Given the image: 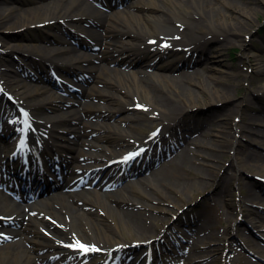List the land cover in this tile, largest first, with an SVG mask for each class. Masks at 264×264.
I'll return each mask as SVG.
<instances>
[{
  "label": "bare ground",
  "instance_id": "6f19581e",
  "mask_svg": "<svg viewBox=\"0 0 264 264\" xmlns=\"http://www.w3.org/2000/svg\"><path fill=\"white\" fill-rule=\"evenodd\" d=\"M50 1V4L41 9L25 12L16 6L7 5V0H0V29H3L4 26L6 30L27 29L43 21L52 20L64 23L65 26L61 28L66 38L55 37L49 41V44L39 48L41 49L40 55L48 61L47 66L56 69L62 65H68L66 73L70 76L75 77L77 73L87 72L93 81L100 80L103 76L106 84L117 86V91L120 93L124 91L125 94L115 96V93L104 88L98 87L97 90L85 88L87 96H94L95 99L109 97L108 101L110 102L96 104L78 98V101L74 102V105L65 114L49 118L43 109L39 112L37 108L45 105L59 107L70 103L76 98L75 96L73 98L70 87L64 89L65 94L69 95L67 99L57 98L47 87H44L41 95L37 96L40 92L37 88L13 80V74L18 73L13 62H6V67L1 65L7 68L0 70L1 91L4 93L5 91L14 92L20 104L26 106L28 113L25 114H29L24 123H22L21 117L14 122L13 124L17 127L10 133L0 126V149L3 152V157H6L4 154L8 151V145L13 137L17 133L22 135L21 130L24 124L23 134L31 137L27 140L23 139L17 148V154H23L22 158L24 159L20 168L17 167V169L25 170V175L30 180L43 179L45 183L49 181L51 175L58 178L56 170L59 167L55 168L56 166H60L62 171L67 169L68 174L64 181L59 180L55 184L56 189H59L56 194L41 197V208L37 206L23 207L20 204L9 202L4 195H0V231L12 238V242L0 246V264H48L51 258L50 254L61 252L66 243L86 242V238L89 243L104 248L107 254H118L122 252L121 245L129 243L123 237L125 230L133 242L150 245L157 241V236L161 237L165 223L170 220L165 217L160 220L158 216H153L151 212L154 209L166 213L167 217L170 212L174 213L175 210L178 211L182 208L177 206L178 203L188 205L191 201L196 202L197 197L193 196L194 191H201L206 181L210 183L216 178L219 180L218 189L220 188L216 193V199L222 200L223 195L231 193L234 181H236V190L239 191L242 188V179L240 178L242 171L252 169L254 174L264 177V155L246 151L243 157L238 154L239 148H236L240 144L235 145L230 140L233 137L230 130H235L234 132L239 135H250L254 140H261L264 144V105L261 108L256 105L253 107V110L259 112L261 116L254 112L253 115L247 114V118L244 115L242 123L240 121L241 125H238L240 123L234 125L228 123V131L223 133L222 139L218 142L212 140V136L218 134L208 131L215 129L216 125L210 122L204 123V125L200 124V119L186 123L184 119V116L189 112L197 110L202 104H209L208 102H221L224 105L228 111L225 114L222 113L219 116L221 118L235 110V108L229 110L226 106L233 102L230 96V87L233 85L228 82L236 78L239 83L243 75L241 71L237 73L236 77H233L235 71L224 72L225 65L221 64L222 60L218 53L224 47L236 42L239 46L245 47L247 39H250V34L254 33L257 28L255 27L257 21L253 17L264 12V0H257L255 6L244 4L239 7L230 0H156V2L140 0L135 7L130 6L134 8L132 12L128 5L134 0H124L125 4L110 15L98 13L85 0ZM220 5L227 6L228 10L229 8H238L239 15L233 17L231 14H227ZM256 7H259L260 10ZM210 9H215L216 14L212 13ZM228 13L230 12L228 11ZM39 17H43V21H39ZM83 24H87L89 27L86 28ZM75 26L81 34H76V31L73 30L76 28ZM68 27L72 28V31ZM244 29L248 32L246 36L241 35ZM0 33L1 62L2 59L4 60L5 52L8 53L12 48V41L3 36L6 34ZM70 36L76 38L78 42L74 43L76 46L68 44L66 39ZM84 37L96 44L90 46L84 43ZM246 37L247 39H245ZM52 43L65 44L68 47L52 50ZM161 45L167 46L162 49L155 48ZM151 48L155 49L151 50ZM138 51H142V53L137 55ZM174 52H176L175 56L170 58L171 60L167 59V55L172 56ZM245 56L248 60L250 57L254 58L255 72L263 74L264 37L262 47L256 51L251 50ZM96 61L99 63L95 64ZM83 64H85V69ZM180 64L184 65L185 69L176 76L175 73ZM27 66L25 60L23 65L25 71L28 70ZM117 68H124L127 72L125 70L117 73ZM215 73L224 75L214 77L212 74ZM90 78L80 81L82 83L89 82ZM211 80L213 81L211 82ZM46 81L48 82V78ZM184 81L197 87L198 90L187 86L183 83ZM48 85H52V82ZM82 87L84 88L85 85ZM58 88L60 90L59 86ZM262 88L263 90L259 91L258 87L255 88L254 85H251L250 90L253 93L259 91L255 96L261 98L264 97V87ZM126 95H131L134 101L123 99ZM117 99L122 101V107L112 105V101ZM243 101L247 107L254 105L249 94L245 95ZM77 104L79 107L76 106ZM136 104L147 109L146 115L150 119L137 113H127L128 109ZM90 106L93 110L88 111ZM15 107L16 105L12 104L9 111H7L8 108L3 107L5 121L12 122V119H15L14 116L17 115ZM10 111H13V115L9 114ZM84 111H88L90 119H85L82 116ZM57 118H60L59 121L62 123H67L65 125L70 128L53 124L51 131L46 132L45 126L50 124V120L58 121ZM73 120H78L79 123L73 122ZM120 122H126V128L121 127ZM145 128L149 130L146 131ZM158 128L160 129L157 130ZM60 131L65 132L66 135L74 134V137L83 139V146H78L77 142H72L69 136L63 135ZM153 131H156V133L154 132L157 134L156 136L152 133ZM51 136L56 140H51ZM43 141L47 144L44 145L45 147L42 146ZM99 142H103V144H99ZM184 143L186 146H183ZM168 146L171 153H167ZM86 147L89 150H85ZM142 147L143 150L137 155L140 151L139 148ZM240 147L245 148L242 145ZM92 148L96 151H92ZM163 149L165 152H162L161 157L157 158V155L152 157V160L146 164L145 170L141 168L136 170L139 175L151 171L150 177L142 180V183L149 185L151 191L142 189L139 184L140 180L127 185L130 187V191H134L137 196H130L125 189H121L117 192H108L103 196L98 195L96 202L92 205L83 202L81 194L75 191L77 185L85 179H91L89 183L96 184L97 188L101 190L112 187L114 185L112 180L116 175L108 181L105 178L99 180L98 177L103 173L101 166L109 160L120 158L130 152L140 158L144 151L153 150L152 155L153 152L157 151L158 153ZM177 149L179 150L177 151ZM228 149L230 152L234 150L230 158L231 162H234L236 172L233 175H228L227 172L219 174L218 165L215 166L212 163L213 161L217 163L216 159L221 158L223 153L228 152ZM42 152L45 154L42 155ZM219 154L221 156L217 158ZM197 157L202 158L204 162L202 167L206 168L201 173L199 182L193 184L186 182L183 190L174 189V195L177 198L160 190L163 185H172L176 180L182 179L189 173L199 175L194 172ZM118 166V162L116 165H112L106 175L112 169V173L116 172ZM154 167L159 168L158 171ZM44 169L49 172L47 178H45ZM93 173H95L94 177H92ZM129 173L135 175L132 176ZM129 173L128 176L136 177V173H133L132 170ZM52 186L50 185L49 189ZM154 192H159L160 196L156 197ZM143 196L151 200L150 204L142 201ZM23 198L25 199V197ZM108 200L109 203L116 204V207L110 205ZM249 203L251 205L247 206ZM165 204L173 205L174 210ZM123 205L126 207L121 208L120 206ZM255 205L254 208L258 209L253 208ZM175 206H177L176 209ZM238 206L240 207L238 211L241 214L239 219L243 218L249 221L251 228L258 229L261 237L264 238V214L260 211V208L262 211L264 210V198L261 194L251 187L246 195H241ZM141 208L145 210L142 214L138 211ZM57 210L62 211L57 214ZM104 213L107 214H105V218L120 217L123 227H119L116 222L112 228L106 226V220L102 218ZM131 213L141 214L142 220L134 219L129 215ZM65 215L71 219L69 218L67 221ZM227 216V221H231L232 228L234 226L233 229H236L237 216H233V211H228ZM78 218L80 222L77 221ZM195 218V225L199 224V226L193 230L194 233H197L189 238L194 242L191 254L193 250H199L203 244H210V240L214 238V233L210 232L212 230L210 216L204 211H200L195 215ZM161 221L163 222L160 223ZM190 223L191 226H195L193 222ZM91 231H95V234H91ZM242 238L254 255L264 258V246L256 244L255 240L252 242L249 236L242 235ZM219 246L217 245L216 248ZM214 251L215 249L205 252L203 255H192V262L194 260L196 264H213L210 255ZM246 259L247 257L242 258L243 261ZM70 261H72L71 258L70 260L59 258L56 264L59 262L70 264ZM134 261L131 264H142V261L139 262L137 258Z\"/></svg>",
  "mask_w": 264,
  "mask_h": 264
},
{
  "label": "rangeland",
  "instance_id": "374dc122",
  "mask_svg": "<svg viewBox=\"0 0 264 264\" xmlns=\"http://www.w3.org/2000/svg\"><path fill=\"white\" fill-rule=\"evenodd\" d=\"M87 2V4L89 3L93 9L95 11H97L98 13H105L104 11L99 10L96 6L95 3H91L92 0H85ZM232 2H235L236 6H242L244 4H249L250 6H255L257 4V0H230ZM50 0H7V5H11V6H16L19 9L23 10V11H27V12H31L33 9H41L43 8L45 5L50 4ZM154 2H156V0H154ZM159 4H161L162 2H158ZM221 9L225 12H227V14H231V16L235 17L237 15H239V11L238 8L235 9H231L227 8V6L225 5H220ZM258 10H260L259 7H256ZM102 10H105V8L102 7ZM212 13L216 14L214 11L215 9H210ZM228 11L230 13H228ZM44 13V12H43ZM254 20H256V26L257 28H255V32L250 34V39H247V37L245 39H247L246 43H245V47L239 46L238 43H234L231 44L227 47H224L223 50L221 52L218 53L219 58L221 62V64H224L225 66L223 67L224 72H232L235 71V74H233V77H236L238 72H242L241 74L243 75L242 80L238 83L236 78H233L231 81H229L228 83H230L231 85H233V87H230V96L232 97L233 102H230V105H226L228 107V109H233L235 108L234 111H230L229 115L225 116L224 118L219 117L221 116L222 113H226L228 110L224 107V105L221 102H216V103H210L207 105H201V107H199L197 110H193V112H189L186 116H184L185 122L190 123L192 120L194 119H200L203 121H207V122H211L213 124H215L216 126H220V128H222V126L225 127V129L228 131V123L230 124H236V123H240V121L245 117L247 118V114L249 115H253V114H257L258 116H261L259 114V112H257L256 110H253V107L256 105V107L261 108L262 105H264V97L261 98H257L255 95H258L259 91H262L264 87V73L263 74H257L254 70V58L250 57L249 60L247 59V56H245L246 54H248L251 50L252 51H256V49L259 50L260 47H262V39L264 37V12L262 11L261 13L258 14V16H254L253 17ZM43 21V17H39V21ZM15 26V25H14ZM62 26L63 23L57 22V21H43L40 24L37 25H32L31 27L27 28V29H11V30H6L4 29H0V32H2L5 38H9L10 41H12V45L10 48V50L7 52H5L6 55L3 56L4 60L2 59V61L0 62V70L2 69H7L6 67V62L9 63L13 62L15 69L17 70L18 73L13 74V80L19 83H25L31 87L37 88L38 91H40L37 96L41 95L42 90H43V86H47L48 89L50 90V92H52L53 95H58V96H62L65 97L66 94H62L61 92H58V90L55 88V81H56V77L60 78V79H68V82H71L73 85H80V83L78 82V77L79 79L83 78H90L85 77L88 73L87 72H83V73H77V78L76 77H68L67 78V74L66 69H68V65H62L60 68H56L57 70L55 71V74L51 73L50 67L47 66L48 61L44 60L43 56L40 55L41 49H39L42 46H46L47 44H49V41L52 39H55V37H59L60 35H63V37H65L66 35L64 34V32H62ZM83 26H87L85 24H83ZM76 28H74V31H76V34H81L78 31L77 26H75ZM88 28V27H86ZM68 29L70 30V28L68 27ZM247 31L244 29L241 33V35H247ZM1 34V33H0ZM70 38H74V36H70L67 37L69 44L73 45L74 42H77L76 39H70ZM85 38V37H84ZM83 38L84 43L89 44L90 46H92V43L88 40V38ZM96 43V42H95ZM1 44V43H0ZM75 46V45H73ZM180 47V45H178ZM66 46L61 45V44H57V43H52L51 44V49H58V48H65ZM155 48H160V46L155 47ZM155 48H151V50L155 49ZM222 48V47H221ZM245 48V51H244ZM2 48H0L1 50ZM13 50V51H12ZM178 50V49H176ZM12 51V52H10ZM248 51V52H246ZM2 52V51H1ZM178 52V51H177ZM142 51H138L137 55L141 54ZM44 54V53H43ZM176 52H174V54L172 56L167 55V59L169 58H173L175 56ZM251 56V55H250ZM27 62L28 64V68L31 69L29 72H26L23 68L24 62ZM171 60V59H170ZM250 61V63H248ZM5 62V63H4ZM96 63H99V61H96ZM168 63V62H167ZM1 65H5L1 66ZM83 68L85 69V64H83ZM178 70L175 73L176 76L180 75V73L182 71H184L185 66L180 64L178 66ZM126 69L124 68H117V73L121 72V71H125ZM41 71V72H40ZM127 72V70H126ZM189 72H193V71H189ZM214 77H221L224 74L222 73H215L212 74ZM206 76V75H205ZM34 77H40L39 80ZM48 78V83L52 82V86L48 85L47 82L45 81V78ZM196 77V76H195ZM201 77V76H200ZM197 78V77H196ZM213 80H211L212 82ZM62 83V82H61ZM184 84H186L187 86H190L196 90H198L197 87H193V85H189L188 82L184 81ZM238 83V84H237ZM64 84V83H63ZM83 84V83H81ZM215 84V83H213ZM85 87L83 88L82 85L79 86V91H76L75 95L76 98L73 100V103L78 101V98H80L83 101L86 102H94V103H101V102H107L109 100V97H105L104 99L101 98H97L95 99L94 96H87L86 92L84 91L85 88H95L96 90L99 88H104L107 91L112 92L113 94L115 93V96H121V94H125L124 91H122V93L117 91V86H110L108 84H106L104 82V77L101 76L100 80H95L93 81V79L90 78L89 82H84ZM251 85H254V87H258L259 91L257 93H253L250 88ZM222 87V86H221ZM95 90V91H96ZM246 94L250 95V98L252 99L253 102V106L251 107H247L245 104L244 97ZM67 96V95H66ZM78 96V97H77ZM117 98V97H116ZM128 99L130 101H134V99L132 98L131 95H126V97H123V99ZM114 100V99H113ZM210 101V100H208ZM110 102V101H108ZM112 105H116V107H122L123 103L120 99H117L116 101H112ZM77 107H79V104L76 105ZM240 106V107H238ZM70 108L69 104H64L61 105L59 107H54V106H48L45 105L44 107H38L37 110L40 112L41 109H43L45 111V114H47V116L49 118H55L56 116H62L63 114H65L68 109ZM91 111L93 110L92 106L89 107ZM88 111H84L82 116L85 119H89L91 118V116L88 115ZM137 113L139 115L142 116H146V118L150 119V117L148 115H146L147 110H142L140 109V107L137 106H131L128 109L127 113ZM255 112V113H254ZM227 118V120H226ZM237 119V120H236ZM56 120V119H54ZM57 124L63 128H70V126L65 125L67 123H62V121L60 118H57ZM50 124L47 125V128L50 129V125L52 126L53 124L56 123V121L50 120ZM73 122H77L79 123V121L77 120H73ZM111 123H113V121H111ZM242 123V121H241ZM238 124V125H241ZM72 124V122H71ZM121 127L126 128V122H120ZM49 126V127H48ZM216 128V127H215ZM146 131H148V128H145ZM209 132L212 133H216L214 132L213 129L208 130ZM231 132H234L235 130H230ZM233 134V133H232ZM74 134H68L67 136H69V139L75 142H77L78 146L82 147L83 146V139H78V137H74ZM66 136V135H65ZM89 139H91L92 137H88ZM212 139L214 141H219L221 138L218 137H212ZM232 141L235 142V144H239L240 146H245V148H241L240 146H237L236 148H239V153L240 155H242L244 157V153L246 151H254L256 153H261L264 155V144L261 140H254L252 136L250 135H246V136H242L239 135V137L237 135H234V137L231 139ZM99 144H103V142H99ZM13 146V141H11V147ZM84 148V147H83ZM85 150H89L88 147L85 148ZM92 151H96V149H91ZM234 152V150H232ZM230 152V150L228 149L227 153H223V156L221 158H219L221 155L219 154L216 159V161H213V165H218L219 174H224L227 172L228 175H233L236 172V167L234 166V162H231V158L230 156H232V153ZM161 156V155H160ZM160 156H157V158H159ZM154 157V155L152 156ZM196 165L194 168V172L198 173L199 175H194V174H187L184 177H182V179H178L174 182V184L172 185H163L162 187H160V190L165 192L166 194L173 196L175 198L176 195H174V189H181L183 190L184 188V184H186V182H191L196 183L200 181V176L201 173L203 171H205V167H202V164L204 163L202 158H196ZM137 159H134L132 162V167L133 168H143L144 167V162H140L138 161L137 163ZM253 164V162H251ZM250 164V163H249ZM248 164V167H249ZM139 168V169H140ZM227 168V171H225V169ZM108 169H110V167L106 166L104 169H102V176H105L108 171ZM159 169V168H157ZM139 173V172H138ZM107 176V175H106ZM255 176H257L256 174H254V171L252 169L246 170V171H242L240 178L242 179V188L238 191L235 189V183L236 181H234L233 186H231V193H229L228 195H223L222 196V200L221 199H216V193L219 191L218 189V185L219 184V180L218 178H216L215 181H211L210 183H208V181H206V183H204V187L202 188L201 191H194L193 196L196 198V202H190L188 205H182L183 203H178V207H182L180 209L175 210L174 213L170 212L167 217H166V213H161L158 210H153L151 213L153 214V216H158V218L163 219L164 217L170 220L165 223L166 225V234L168 236V233L171 234L172 233V228L174 227H181L182 230H185L186 227L188 225H190L193 221V217L198 214V212L200 211H204L208 216H210L211 218V223H212V230L210 231L211 234L214 233V238L210 240V248L209 250H213L214 251V259L213 261H215L214 264H224V262H226L227 264H264V258L263 257H258V256H254L250 254V251L248 250L247 246L248 244L245 243V241L242 238V235H246L249 236L251 238V241L254 242V240L256 241V244L264 246L263 240L261 239V233L259 232L258 229L256 228H251L249 221L244 220L243 218L240 220V211H238L240 209V207L238 206V200L241 199V195H246L249 191V189L252 187L253 190H255L256 192L260 193L261 196L264 198V183L255 179ZM64 177V176H63ZM147 177H150L149 174H145V175H138L135 179H133L132 182H139L141 180L140 187L142 189H145L147 191H151V188H149V185H146L144 183H142V180H145ZM130 179H127V181H125V183H122L123 189L126 190V193L130 196H137L134 191H130V187L127 186L130 181ZM213 180V179H212ZM218 180V181H217ZM122 189V188H120ZM119 190V189H118ZM117 190V191H118ZM83 198L85 199V202L87 203V205H92L93 203L96 202L95 197H93V199H88V195L89 196H94L91 192H81ZM155 196H160L159 192H154ZM142 201L148 202L150 204V201L148 198L146 197H142L141 198ZM215 202V203H213ZM109 203V200H108ZM110 205L112 204V206L116 207V204L114 203H109ZM215 204V205H214ZM251 204H247V206H250ZM167 207H170L171 209L173 205L169 204L166 205ZM175 206L174 208L176 209ZM190 206V207H189ZM121 208L126 207L125 205L120 206ZM256 207L253 206V208ZM254 209H258V208H254ZM174 210V209H173ZM172 210V211H173ZM59 211L62 210H57V214L60 213ZM138 211H140V213L142 214L145 210L144 209H139ZM148 213H150L149 210H147ZM228 211H233V216H237L236 221H237V226L236 229H233L231 226V221L228 222L227 221V213ZM260 211L264 214V210L262 211L260 208ZM64 212V211H63ZM237 213V214H236ZM105 214L102 215V218H104V220H106L105 225L106 226H110L112 228V226H114L116 223L119 227H123V224L121 223V218L118 216L115 217H107L105 218ZM127 214V213H126ZM141 214H137V213H131L129 215H131L134 219L138 218L139 220H142L141 218ZM172 214V217H170ZM107 215V214H106ZM65 219L68 221V219L70 217H68V215L64 216ZM71 219V218H70ZM76 220V218H74ZM144 220V219H143ZM239 220V221H238ZM77 221L80 222L79 218L77 219ZM116 222V223H115ZM163 221H161L160 223H162ZM165 222V221H164ZM196 224V223H195ZM194 224V225H195ZM197 226V225H195ZM91 234H95V231H91ZM69 237V236H68ZM123 237L131 242L132 238L131 236L127 233V230L124 231ZM85 239V238H84ZM177 239L178 240V235H174V237H172L170 240H167L161 247L158 245L153 246L155 251H158L159 254L154 256V260L152 264H168V263H176L177 261V256L172 254L170 252V248H175V243H173V240ZM86 243H89L88 239H85ZM180 242V244H182V239L179 238L178 240ZM218 241V242H217ZM134 245V244H132ZM185 245V244H184ZM217 245H220L218 248H216ZM175 246V247H172ZM186 246V245H185ZM202 248L198 251H195V253H200V252H207L208 249V244H203L201 246ZM127 248V247H126ZM144 247H133L130 250H126L127 252H130V254H135L134 256L138 257L142 252ZM87 254H89L90 256H86V259L84 260V262H88L92 259V261L96 260V261H101L103 260V255H101V251L100 249H95V250H89L87 251ZM126 255H128L126 253ZM189 255V254H188ZM243 257H247L246 261H243L242 258ZM91 258V259H90ZM229 261V262H228ZM52 262V261H51ZM83 261H77L74 262L73 264H81ZM187 262V261H186ZM191 261H189L190 263ZM185 263V262H184ZM188 263V264H189Z\"/></svg>",
  "mask_w": 264,
  "mask_h": 264
},
{
  "label": "snow or ice",
  "instance_id": "6c2138e0",
  "mask_svg": "<svg viewBox=\"0 0 264 264\" xmlns=\"http://www.w3.org/2000/svg\"><path fill=\"white\" fill-rule=\"evenodd\" d=\"M81 247H83V246L81 245Z\"/></svg>",
  "mask_w": 264,
  "mask_h": 264
}]
</instances>
